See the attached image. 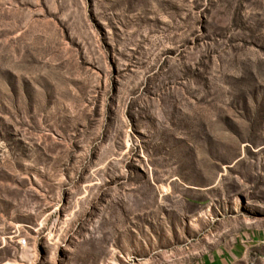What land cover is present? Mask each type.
Instances as JSON below:
<instances>
[{"label": "rangeland", "instance_id": "374dc122", "mask_svg": "<svg viewBox=\"0 0 264 264\" xmlns=\"http://www.w3.org/2000/svg\"><path fill=\"white\" fill-rule=\"evenodd\" d=\"M0 264H264V0H0Z\"/></svg>", "mask_w": 264, "mask_h": 264}]
</instances>
